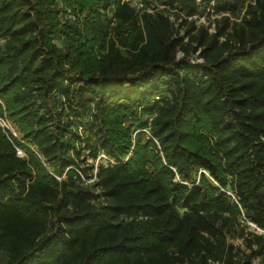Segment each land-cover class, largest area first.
Wrapping results in <instances>:
<instances>
[{
	"label": "trees",
	"instance_id": "trees-1",
	"mask_svg": "<svg viewBox=\"0 0 264 264\" xmlns=\"http://www.w3.org/2000/svg\"><path fill=\"white\" fill-rule=\"evenodd\" d=\"M142 1L0 0V264H264V0Z\"/></svg>",
	"mask_w": 264,
	"mask_h": 264
},
{
	"label": "rangeland",
	"instance_id": "rangeland-1",
	"mask_svg": "<svg viewBox=\"0 0 264 264\" xmlns=\"http://www.w3.org/2000/svg\"><path fill=\"white\" fill-rule=\"evenodd\" d=\"M138 1L143 2L142 0H130L131 5H135ZM250 0H246L244 2L243 7L237 12V15H230V14H211V15H206V16H196L194 18H192L191 20H193L194 23V30L191 32L192 34H195L197 29L199 27H202L206 30L208 35H212L215 34L217 31V27L222 25L221 22V17L222 15L224 16H228L229 17V26L228 28H226L227 31L230 30L231 26L233 25L234 22H239L244 10H245V6L246 4L249 2ZM153 3L156 2V0L152 1ZM62 5V4H61ZM60 7H63L61 6ZM66 12V16H67ZM84 13V12H83ZM83 13H81L80 15L83 16ZM190 19H188V21H191ZM180 23V20L177 21V25ZM179 27V26H178ZM184 26L182 28H180L179 30V34L180 35H184ZM224 40V36H220L218 38L219 42H222ZM189 41V36H184L183 38V43H187ZM196 46L195 42H191L189 47H188V59L191 62H201L202 60H200V58L198 57V53L199 50H194L193 48ZM184 52L182 50H178L176 52V58L177 59H181L182 57H184ZM0 105L1 102H0ZM138 130H133L132 133V137H135V134L137 133ZM144 133L146 135H148L147 131L144 129ZM23 149L26 152V144H23ZM31 150V149H30ZM131 157V152L130 154L126 157V160H128ZM108 157H106V155L102 154V153H98L97 157L95 159L89 158L87 160V163L91 164L94 163V165H96V163L100 162V161H108ZM198 175V173H197ZM196 175V177H197ZM205 175H207V173H205ZM92 181V180H91ZM86 182L88 183V180H86ZM253 233H257V234H264L263 231L257 229L254 225H252L249 222H246L243 219H239L237 224H234L231 231L228 233V241L233 245L234 249L236 250L237 253V259L241 262L246 260V256L247 255H252L253 251L256 250V245H252L250 246L248 244V239H250L251 234ZM250 264H263V260L261 256L258 255H254L251 259Z\"/></svg>",
	"mask_w": 264,
	"mask_h": 264
},
{
	"label": "built area",
	"instance_id": "built-area-1",
	"mask_svg": "<svg viewBox=\"0 0 264 264\" xmlns=\"http://www.w3.org/2000/svg\"><path fill=\"white\" fill-rule=\"evenodd\" d=\"M126 1H130V0H126ZM132 6H134L137 10H143L144 4L141 1H138L135 5H132ZM160 8H162V6H160ZM174 11H175L174 9H171L166 14L168 15L169 20L171 22H173L174 25L177 27L178 26L177 21L178 20L181 21L182 18L185 16L183 14H180L179 17L176 18L174 15ZM194 17H196V16H193V17L188 16V17H186V19L191 20ZM200 60H202V59L200 58ZM0 129L4 133L5 137L12 143L16 156H18L20 158H24L26 153L22 147V144L25 143L23 140V137L20 134V132L18 131L17 127L8 119V117L6 116L5 113L0 115ZM91 180H93V179L88 180V182H91ZM252 225H254V224H252ZM256 228L259 229L258 227H256ZM259 230H261V229H259ZM261 231L264 232V230H261Z\"/></svg>",
	"mask_w": 264,
	"mask_h": 264
}]
</instances>
